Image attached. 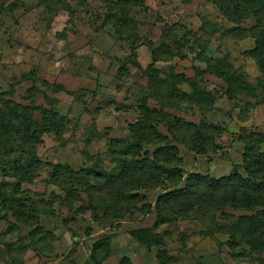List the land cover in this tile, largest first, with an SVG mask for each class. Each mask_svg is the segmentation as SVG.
I'll use <instances>...</instances> for the list:
<instances>
[{
	"label": "rangeland",
	"instance_id": "1",
	"mask_svg": "<svg viewBox=\"0 0 264 264\" xmlns=\"http://www.w3.org/2000/svg\"><path fill=\"white\" fill-rule=\"evenodd\" d=\"M118 1L0 0V117L6 121L13 103L28 107L40 126L42 109L61 118L56 132L39 138L34 158L15 137L1 138L0 264H92L91 249L104 237L110 255L102 264L124 256L133 264H158L159 251L168 264H264V250L252 253L242 231L236 246H228L233 222L250 213L163 205L156 224L157 199L174 188L139 191L143 202L130 203L95 191L87 175L113 169L110 143L131 142L141 105L221 129L215 152L197 155L176 144L185 177L217 179L234 170L244 176L238 137L264 133L263 59L253 56L254 20L236 26L213 0H137L136 7L127 6L131 23H125L120 10L107 9ZM216 71L239 80L234 99ZM172 90L196 100H172ZM31 161L36 167L21 182L14 166ZM53 167L65 171L55 175ZM143 228L152 229L156 247L131 238L132 230Z\"/></svg>",
	"mask_w": 264,
	"mask_h": 264
},
{
	"label": "trees",
	"instance_id": "2",
	"mask_svg": "<svg viewBox=\"0 0 264 264\" xmlns=\"http://www.w3.org/2000/svg\"><path fill=\"white\" fill-rule=\"evenodd\" d=\"M137 3V0L108 2L107 9L109 12L114 9L120 10L119 21L131 23V20L127 18L126 8L127 6L134 8ZM213 3L221 14L236 26L248 20L255 21L250 34L255 41L253 56L263 59L260 68L264 71V0H213ZM157 54V52H152L153 63L159 61ZM148 70L157 72L152 66H149ZM214 74L227 82L228 95L234 99L240 90L235 92L232 86L239 80L231 78L224 72L216 71ZM179 78L184 81L183 76ZM203 94L198 91L199 96ZM198 95L197 98H200ZM169 98L190 103L194 102L193 99L196 100L195 94L188 96L175 90L170 92ZM11 104L6 121L0 117V142L3 137L13 136L23 147L25 146L32 152V158H34L35 147L40 142L39 138L44 134L56 132L61 125V118L56 111L42 109L43 124L40 126L32 119L33 112L28 107ZM197 104L200 105L199 102ZM139 110L140 117L130 129L131 142L125 144V142L113 139L110 143V153L115 164L113 169L87 175L97 183L95 191L105 193L111 199L119 198L116 202L130 203L135 199L143 202L142 199L140 200L139 191L154 190L165 186L174 188L172 192L157 199L156 224L162 221L163 205H171L179 209L210 207L215 212H222L228 208L233 211L250 213V215L239 216L233 222L234 224L229 229L228 246L231 248L236 246L237 236L242 231L241 238L246 240L250 251L254 254H261L264 250V133L250 132L238 137V142L243 145L244 176L234 170L228 176L217 179L200 174H188L185 177L179 168L181 158L176 144L184 146L197 155L215 152L219 149L215 140L220 138L221 129L218 126L205 123L195 124L183 118L174 117L162 107L151 108L141 105ZM158 125L164 128L165 134L157 129ZM142 145L154 146L155 149L149 153L143 151ZM34 166L36 167L32 161L25 167L16 163L14 169L18 179L21 182L26 181L35 169ZM53 171L55 175H60L65 169L53 167ZM182 183L184 186L179 188L178 186ZM16 188L18 189L19 186L17 185ZM143 206L146 213L151 212L149 205L144 204ZM93 217L96 220V217ZM119 217L121 216L114 215L113 218ZM130 236L148 249L158 245L156 235L149 228L132 230ZM163 254L159 251L156 255L158 264H168ZM109 255L110 240L104 237L94 243L90 262L102 264L109 258ZM118 264L133 263L129 257L124 256Z\"/></svg>",
	"mask_w": 264,
	"mask_h": 264
}]
</instances>
